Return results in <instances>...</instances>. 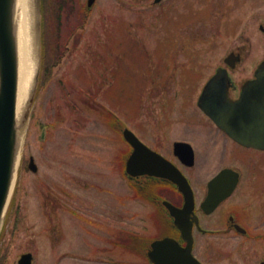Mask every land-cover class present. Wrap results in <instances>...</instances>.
I'll return each instance as SVG.
<instances>
[{
    "label": "rangeland",
    "instance_id": "obj_1",
    "mask_svg": "<svg viewBox=\"0 0 264 264\" xmlns=\"http://www.w3.org/2000/svg\"><path fill=\"white\" fill-rule=\"evenodd\" d=\"M154 1L97 0L88 11L87 0H54L59 12L53 23L41 3L39 35L36 10L30 15L37 64L0 264H18L24 253L34 254L35 264H149L151 238L162 237L167 226L122 178L127 146L111 121L146 143L151 132L185 138L187 129L199 130L209 120L199 97L232 53L241 54L229 69L239 87L264 61L263 0ZM48 53L59 62L44 82ZM228 147L224 161L244 174L264 162V153ZM31 157L37 173L29 169ZM201 160L202 173L192 174L198 185L221 163L214 155ZM263 181L244 183L246 204L240 194L228 203L246 206L255 234L264 233ZM258 236L245 243L197 234L195 254L204 264H260L264 235Z\"/></svg>",
    "mask_w": 264,
    "mask_h": 264
},
{
    "label": "water",
    "instance_id": "obj_2",
    "mask_svg": "<svg viewBox=\"0 0 264 264\" xmlns=\"http://www.w3.org/2000/svg\"><path fill=\"white\" fill-rule=\"evenodd\" d=\"M94 1L90 0L89 3L92 5ZM161 1L156 0L157 3ZM17 3L18 0H0V234L18 180L21 162L20 133L30 117V112H25L26 109L22 114L18 113L20 59ZM41 3L42 0L33 1V11L36 10L37 16L38 35L42 27ZM228 63L234 67L236 61L232 58L228 60ZM36 80L39 82V76ZM230 86L232 85L227 70L220 69L219 74L212 78L204 89L198 105L206 116L239 144L264 150V63L259 67L256 78L243 88L238 100H230L228 93ZM34 96L35 93L29 100L31 105ZM124 137L135 147L136 151L127 161L128 172L134 173L132 170L137 164L148 166L150 161L142 151L147 148L128 129H125ZM30 166L34 172L38 171L34 159L31 160ZM167 171L170 174L160 173L159 175L174 181L185 196L186 204L182 210L172 204L165 203L175 219L174 223L183 235L186 246H181L174 238H165L151 244L152 248L148 257L154 264H201L193 256V225L189 222V216L195 208L194 192L181 172L175 173L168 169ZM228 171L225 170L215 177L210 185L211 192L207 204L211 205L212 211L233 193L238 182V174L235 173L232 183L220 189L219 184L229 173ZM142 173L148 172L143 170ZM18 263L33 264V255L23 254Z\"/></svg>",
    "mask_w": 264,
    "mask_h": 264
},
{
    "label": "flooded vegetation",
    "instance_id": "obj_3",
    "mask_svg": "<svg viewBox=\"0 0 264 264\" xmlns=\"http://www.w3.org/2000/svg\"><path fill=\"white\" fill-rule=\"evenodd\" d=\"M108 19L109 18L106 17L105 21H108ZM259 27L261 32L264 34V22L261 23ZM231 57L236 59L237 61H240L241 54L232 53ZM243 87L244 86L241 85L238 92L230 89V97L232 99L239 97L241 95V90L243 89ZM234 93H238L237 96H233ZM174 130L171 129L170 132H173ZM185 132H187L188 135L185 138L179 139H170L167 138V135L166 137L161 138L151 132L149 135V140L147 141V143L145 142V145L156 153L161 154L166 160H170L178 170H181L188 181H190L193 191H195L196 201L197 196H199L197 201L198 206L196 207L195 213H197L199 217L201 230H199L194 225V234H200L203 237L206 236L213 238L240 237L245 243H248L250 241H257L258 238H260L258 235H264V233L255 234L254 232H252V216L249 210L245 208L246 206L240 202L233 207H228V203L232 199H234L236 195L240 194V196L237 198H239V200H242L246 204V198H248V194L247 190L243 189V185L245 182H247L248 185L251 183H262V178H264V162L255 163V165H253L249 169V173L244 174L242 173L243 171L241 172V166V169L239 168L238 164H231L229 166L228 164H226L227 161H224V159L228 154V150L230 148L228 146L230 144H232V146H238L243 149H249L252 151L255 150L260 153H264V151L241 146L233 138L223 132L222 129L216 126L212 120H208L204 125L200 126L199 130L187 129ZM196 132H199L198 135ZM179 143H186L188 145H191V148H193V158H190L191 150L189 151L188 147L184 148L180 146L179 148H176ZM128 146L131 151L129 154L130 157L134 153V151L130 145ZM212 155L220 159V166L213 174L208 176V178L206 179L207 181L202 180V183L200 182L199 185L196 184L193 181L192 174H201L203 170L202 168L206 164V160L202 161L201 157H212ZM187 156L190 159H187ZM152 162L155 161L150 160V163L147 167L137 166L134 170V172H142L143 170L149 171L151 172V175L138 174L136 177H130L126 173V167L124 168V166L121 165L119 168L121 176H123V174L126 175V177L129 176L131 182L135 185L136 193H139L146 198H152L153 201L157 200L156 197H158L159 200L160 197H163L168 202L173 203L176 207L182 208L185 205L183 194L179 192L177 185L173 182L168 181L165 178H158L156 175H153L155 172H166L160 168L161 166L159 164L156 165ZM226 169H230L232 170V172H237L239 174V181L235 187L234 193L229 198L225 199L223 203H221L216 209H214V211H212L211 205L207 204V200L210 195L209 186L213 181V178ZM231 174L233 175V173H230V175L228 174L223 178L224 180L219 184L220 189H223L224 186L226 187V185H230V183H232L234 176H232ZM195 187H197V191ZM162 202L163 201H161V203ZM190 219L192 220V217H190ZM169 223L171 224L170 221ZM168 227L169 229H172L171 225H169ZM177 238H179L180 240L181 235L178 234ZM263 262L264 261H261L260 264H263Z\"/></svg>",
    "mask_w": 264,
    "mask_h": 264
},
{
    "label": "bare ground",
    "instance_id": "obj_4",
    "mask_svg": "<svg viewBox=\"0 0 264 264\" xmlns=\"http://www.w3.org/2000/svg\"><path fill=\"white\" fill-rule=\"evenodd\" d=\"M34 0H18V38H19V98L18 113H23L27 106V100L33 86V78L36 72V64L34 60L35 49L33 47V27L31 16L33 14Z\"/></svg>",
    "mask_w": 264,
    "mask_h": 264
},
{
    "label": "trees",
    "instance_id": "obj_5",
    "mask_svg": "<svg viewBox=\"0 0 264 264\" xmlns=\"http://www.w3.org/2000/svg\"><path fill=\"white\" fill-rule=\"evenodd\" d=\"M44 5L46 6L45 7L46 8L45 9L46 15H48L46 20L50 21V23H53L55 21L56 17H57L59 9L53 7V5H54L53 4V0H44ZM49 43H51L50 39H48V43H47V47L48 48H49V45H50ZM57 62H59V60H58V58L55 57L54 54H49V56L46 55L45 62H44L43 68H42V69H44L43 70V80H44V82L47 81L51 77L52 72H53V67L57 65Z\"/></svg>",
    "mask_w": 264,
    "mask_h": 264
}]
</instances>
